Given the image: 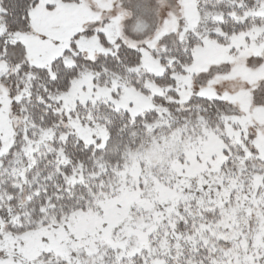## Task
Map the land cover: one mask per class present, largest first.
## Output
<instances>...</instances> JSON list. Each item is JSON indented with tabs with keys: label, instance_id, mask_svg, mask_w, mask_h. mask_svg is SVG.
<instances>
[{
	"label": "snow or ice",
	"instance_id": "1",
	"mask_svg": "<svg viewBox=\"0 0 264 264\" xmlns=\"http://www.w3.org/2000/svg\"><path fill=\"white\" fill-rule=\"evenodd\" d=\"M0 264H264V0H0Z\"/></svg>",
	"mask_w": 264,
	"mask_h": 264
}]
</instances>
